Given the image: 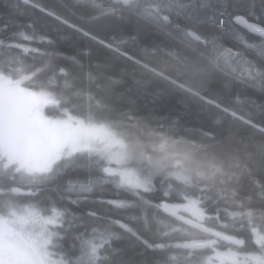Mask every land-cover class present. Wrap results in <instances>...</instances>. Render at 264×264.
<instances>
[{
  "label": "snow or ice",
  "instance_id": "1",
  "mask_svg": "<svg viewBox=\"0 0 264 264\" xmlns=\"http://www.w3.org/2000/svg\"><path fill=\"white\" fill-rule=\"evenodd\" d=\"M5 6L32 18L13 32L7 24L0 27V264H111L113 242L124 232L157 255L159 264H264V105L257 120L207 101L249 131L247 139L152 121L133 112L124 74L89 70L86 79L69 80L66 67L53 68L64 54L49 34L63 28L99 40L148 74L147 80L132 78L137 89L155 78L207 99L161 70L163 64L264 97V0L258 18L253 11H230L240 7L231 0H65L56 6L16 0ZM209 7L226 22L208 26ZM41 18L48 23L42 25ZM130 23L169 42L135 55L86 27ZM244 47L259 49L255 60L243 54ZM33 53L47 59L37 64L28 58ZM89 54L65 58L83 68L80 57ZM249 139L255 150L242 153ZM158 184L169 190L163 199L154 196ZM105 185L122 197L108 200L109 210L132 213L139 227L94 209L80 213L75 227L71 213L57 203L59 197L78 204ZM245 185L252 195H244ZM171 190L177 202L168 199Z\"/></svg>",
  "mask_w": 264,
  "mask_h": 264
},
{
  "label": "trees",
  "instance_id": "2",
  "mask_svg": "<svg viewBox=\"0 0 264 264\" xmlns=\"http://www.w3.org/2000/svg\"><path fill=\"white\" fill-rule=\"evenodd\" d=\"M15 2L16 0H0V27L7 24L9 32L15 31L22 23L32 18L31 13H19L5 6L6 4ZM43 2L50 6H56L65 3V0H43ZM83 2L87 4L92 3L93 0H83ZM231 2L240 5L239 8L230 10L239 15L247 16L249 11H253L258 18L261 13L260 0H231ZM212 3H215V0H212ZM249 5H254V9H249ZM57 10L62 11V9L59 8H57ZM207 13L206 21L208 26L216 24L218 21L220 23L226 22L219 20V13L215 8L209 7ZM37 15L39 14L37 13ZM40 23L42 25L47 24V18H41ZM86 27L91 28L100 39L111 42L113 45L135 55H141V50L144 47L150 50L153 46H163L165 43L169 42L167 37L159 36L151 29L138 27L134 23L126 24L123 28L119 29L108 28L103 24L86 25ZM129 33H134L136 39L132 40ZM49 34L56 41L54 46L64 54V56L57 57L54 60L52 64L53 68L56 64L66 67L68 70L67 78L69 80H72L74 76L78 75L86 79V74L89 70L99 72L101 75L112 70L124 74L131 85V92L127 93V99L133 112L137 115L165 124L169 121H175L182 127L190 130L212 128L216 131L218 138L223 134L225 136H244L245 139L250 137V132L245 130L243 126L233 123L231 119L220 112L214 104H209L207 101L209 99L214 100L221 105H227L238 111L245 112L246 114H252L257 120L260 119V107L264 105V97L261 96L258 90L236 87L217 79L203 81L195 77L191 71L180 70L178 72L174 67L165 66L163 64L158 65L161 70L169 71L173 76H177L184 80L190 87L198 88L207 99L201 100L198 96H192L179 88L169 85L167 82L158 81L155 78H152L145 87L137 89L132 78L141 77L147 80L148 74H145L142 69H138L135 64L126 61L122 56H119L110 48L102 45L99 40L89 39L71 29L63 28L59 32L52 30ZM248 39L250 42L255 40V38L252 37ZM82 51L90 53L89 55L80 57L83 68L80 67V64L73 63L72 60L65 58L72 57ZM242 51L246 57L251 56L253 60H255L259 49L244 47ZM32 57H35L37 64H39L42 59H47L45 57L36 56L35 53L31 54L28 58L32 59ZM89 65H91V69ZM98 65L99 68L97 67ZM48 74L51 75V71H49ZM57 75L59 76L58 73ZM63 81L64 78L59 77L61 87H63ZM36 90L40 91V89ZM50 108L51 106L49 105L45 110H50ZM240 147L242 153L255 150L251 139L248 141L247 148L243 146ZM145 148L147 151H153V146L151 144H146ZM154 154L160 153L157 150ZM185 163L189 167H195L194 163L188 161ZM166 191L169 190L165 185L158 184L157 191L154 194L155 198L163 199ZM242 192L246 196L253 194L252 188L247 185L242 188ZM176 196V191L171 190L168 199L173 203L177 202ZM117 198H122L121 194L115 191L111 186L105 185L97 187L87 200H81L78 204L69 203L67 198L60 200L59 197H57V203L68 209L69 213H71L68 219L73 221L75 227H79L80 213L90 209H94L104 216L117 217L122 222L134 228L139 227L132 213L123 210H109L107 201ZM209 207L214 208V204L209 205ZM222 215L224 214L222 213ZM85 219L87 220L88 218L85 217ZM229 223L231 224L233 222L229 221ZM80 230L82 231L83 229L81 228ZM117 230L122 231L120 229ZM228 232L229 234H234L232 229H229ZM65 243L68 246L72 245L71 234ZM110 251L109 260L111 264H159L158 256L145 250L143 244L136 239L135 236L127 232H124L120 238L114 240L113 247Z\"/></svg>",
  "mask_w": 264,
  "mask_h": 264
}]
</instances>
